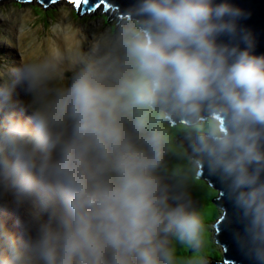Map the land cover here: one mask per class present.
Masks as SVG:
<instances>
[{"label": "clouds", "instance_id": "9594fccd", "mask_svg": "<svg viewBox=\"0 0 264 264\" xmlns=\"http://www.w3.org/2000/svg\"><path fill=\"white\" fill-rule=\"evenodd\" d=\"M246 16L230 0H134L110 71L91 63L53 86L45 63L14 69L0 87V200L28 219L0 264H180L169 237L197 248L203 223L157 175L173 118L196 131L198 165L239 212L237 242L264 264V54Z\"/></svg>", "mask_w": 264, "mask_h": 264}, {"label": "rangeland", "instance_id": "374dc122", "mask_svg": "<svg viewBox=\"0 0 264 264\" xmlns=\"http://www.w3.org/2000/svg\"><path fill=\"white\" fill-rule=\"evenodd\" d=\"M38 8L35 0L0 1V87L13 83L14 69L22 63L47 64L53 86L71 83L89 62L109 71L115 68L119 53L114 48L113 38L126 19L125 15L122 18L120 14L115 16L118 7L110 5L104 10L105 7L101 6L84 15H81L83 6L74 9L64 1L49 6L43 12ZM84 53H88L91 59H86L88 62L83 64L80 57ZM17 98L23 102L22 88H17ZM18 114L28 115L20 110ZM161 127L166 129L168 141L157 175L168 184L176 183L182 187L187 193L189 210L197 213L203 223L199 247L192 248L175 236L169 240L175 247L180 264H208V260H220L223 248L215 240L214 223L223 210L212 200L218 197V191L205 178L197 176V162L175 141L188 128L181 122L173 124L170 121L163 122ZM0 201V253H6V235L24 238L28 210L10 201ZM9 216L15 222L5 221Z\"/></svg>", "mask_w": 264, "mask_h": 264}, {"label": "water", "instance_id": "95a60500", "mask_svg": "<svg viewBox=\"0 0 264 264\" xmlns=\"http://www.w3.org/2000/svg\"><path fill=\"white\" fill-rule=\"evenodd\" d=\"M43 1L45 5L51 2V0ZM230 2L242 8L247 13L246 18L242 19L240 24L242 27L252 32L255 38L254 52L256 54H264V0H230ZM96 3H98V0H89L87 5L83 4L81 12L83 13L87 8H93ZM133 3L134 0H107L104 10L110 5H112L113 8L116 6L118 7V12L115 16L120 14L122 18V16L127 15L129 6ZM241 47H243V45H241ZM171 121L174 124L181 120L173 118ZM195 138L196 135H190L189 137L179 135L175 138V141L184 146L188 150L187 154L194 157L198 162L200 157L193 151ZM197 174L198 177L206 178L208 182L218 190V197L212 200L223 210V214L218 221L214 223V235L217 243L224 248L223 256L217 261L208 260V264H257L256 260L250 254V251H246L245 248L241 247L237 242V234L242 233L243 225L240 222L238 210L233 207L229 196L226 195V185L223 184L217 176L212 175L206 166H200V170Z\"/></svg>", "mask_w": 264, "mask_h": 264}, {"label": "bare ground", "instance_id": "6f19581e", "mask_svg": "<svg viewBox=\"0 0 264 264\" xmlns=\"http://www.w3.org/2000/svg\"><path fill=\"white\" fill-rule=\"evenodd\" d=\"M0 1H2V0H0ZM17 1H20V0H17ZM39 0H35V3L37 4H40L41 6H43L44 8H48L49 6H51V5H56L58 2H61V1H64L67 5H69V6H71L72 8L74 7V9L75 8H77V6L75 5V4H73L72 2H71V0H58L57 2L55 1V2H50L49 4H47V5H45L44 3H40V2H38ZM23 2V1H22ZM82 6H83V3H82V5H80L79 6V8H82ZM103 6V5H102ZM104 7H105V5H104ZM97 9V8H96ZM95 9V10H96ZM95 10L94 11H89V8H87L86 9V11H84L83 13L81 12V15H84V13H92V12H95ZM82 11V10H81ZM126 16V15H125ZM88 53H84L83 55L84 56H79L81 59H82V63L84 64L85 62L87 63L88 62V60H86V59H91L89 56L90 55H87ZM79 58V59H80ZM92 62H89L88 64H91ZM170 122L172 123V121L170 120ZM179 122H181L182 123V121H178V122H176V123H179ZM176 123H174V124H176ZM184 134H187V133H184ZM181 135V134H180ZM187 135H197V133H195V134H187ZM182 147H184V146H182ZM184 149L186 150V148L184 147ZM194 158V157H193ZM194 160H195V158H194ZM196 161V160H195ZM197 162V161H196ZM198 164V163H197ZM197 168H198V171L200 170V166L199 165H197ZM206 179V178H205ZM207 180V179H206ZM208 181V180H207ZM164 182L166 183V181L164 180ZM217 190V189H216ZM218 191V190H217ZM218 194H219V192H218ZM1 202V201H0ZM3 204V203H2ZM8 214L10 213V212H7ZM25 214H26V212H25ZM7 217V216H6ZM14 217V216H13ZM15 218V217H14ZM7 219H9L10 221H12L11 220V217L9 216V218H6L5 219V221H7ZM12 222H15V221H12ZM217 222V221H216ZM214 230H215V226H214ZM19 239H22L21 238V236H20V238ZM215 240H216V238H215ZM217 242V241H216ZM218 244V243H217ZM223 248V247H222ZM223 252H224V248H223ZM222 252V253H223Z\"/></svg>", "mask_w": 264, "mask_h": 264}, {"label": "snow or ice", "instance_id": "6c2138e0", "mask_svg": "<svg viewBox=\"0 0 264 264\" xmlns=\"http://www.w3.org/2000/svg\"><path fill=\"white\" fill-rule=\"evenodd\" d=\"M53 2H55V0H53ZM71 2L75 4L77 7H79L81 3L87 5L89 3V0H71ZM106 3L107 0H98V3H96L94 7L89 10L94 11L96 8H100L102 5L104 6Z\"/></svg>", "mask_w": 264, "mask_h": 264}, {"label": "trees", "instance_id": "16d2710c", "mask_svg": "<svg viewBox=\"0 0 264 264\" xmlns=\"http://www.w3.org/2000/svg\"><path fill=\"white\" fill-rule=\"evenodd\" d=\"M37 5H38V9L41 11V12H43L44 10H46V8H44L43 6H41L40 4H38L37 3ZM187 132H183L181 135H185V136H187V137H189L190 135H187V134H195L196 133V131H194V130H192V129H187L186 130ZM184 133H187V134H184ZM180 138V137H179ZM178 138V139H179ZM180 140H181V138H180Z\"/></svg>", "mask_w": 264, "mask_h": 264}]
</instances>
